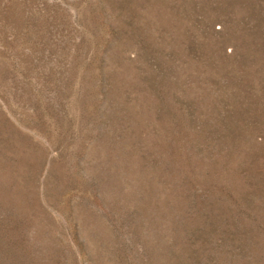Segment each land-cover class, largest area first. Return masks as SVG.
Listing matches in <instances>:
<instances>
[{
    "label": "rangeland",
    "instance_id": "rangeland-1",
    "mask_svg": "<svg viewBox=\"0 0 264 264\" xmlns=\"http://www.w3.org/2000/svg\"><path fill=\"white\" fill-rule=\"evenodd\" d=\"M0 264H264V0H0Z\"/></svg>",
    "mask_w": 264,
    "mask_h": 264
}]
</instances>
